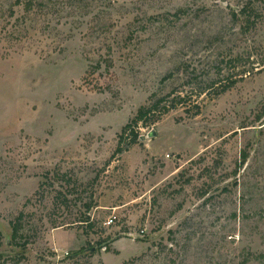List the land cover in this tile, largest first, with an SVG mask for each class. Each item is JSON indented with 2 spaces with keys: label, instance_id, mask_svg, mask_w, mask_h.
Here are the masks:
<instances>
[{
  "label": "rangeland",
  "instance_id": "1",
  "mask_svg": "<svg viewBox=\"0 0 264 264\" xmlns=\"http://www.w3.org/2000/svg\"><path fill=\"white\" fill-rule=\"evenodd\" d=\"M0 264H264V0H0Z\"/></svg>",
  "mask_w": 264,
  "mask_h": 264
},
{
  "label": "trees",
  "instance_id": "2",
  "mask_svg": "<svg viewBox=\"0 0 264 264\" xmlns=\"http://www.w3.org/2000/svg\"><path fill=\"white\" fill-rule=\"evenodd\" d=\"M30 7H31V3L29 2L27 4V8L29 9ZM248 18L249 17L246 18L247 21H249ZM238 61L240 62V59H238ZM235 83H236L235 81H232L227 85L221 86V88L219 89V92L216 95H221L225 93L228 89L233 87ZM168 97L169 96L154 98V100L149 106L140 108L136 116L134 117V119L122 129L121 134L119 136L118 146H121L123 144V141L125 140L124 137L126 136L127 137L129 136V144L136 143L139 140V135L135 133L134 130H132V126L138 125L139 123H144L146 121H149V118L151 117H153L152 122L156 121L157 119H159L163 115L168 114L170 111H172L173 109L177 107L176 105H174L173 102L177 101L178 104H182L183 99H184L180 96H177L176 98L170 100V102H167ZM154 117L156 118L154 119ZM120 149L121 148H118L117 151L119 152ZM245 159L246 157L244 156V161ZM22 218L23 216L20 214L17 220L15 221L13 225L14 234H17V231L20 227V220ZM85 222H87V220H85ZM89 226L92 227L91 224H89Z\"/></svg>",
  "mask_w": 264,
  "mask_h": 264
},
{
  "label": "built area",
  "instance_id": "3",
  "mask_svg": "<svg viewBox=\"0 0 264 264\" xmlns=\"http://www.w3.org/2000/svg\"><path fill=\"white\" fill-rule=\"evenodd\" d=\"M113 221H114L113 219H110L107 224L110 225L113 223Z\"/></svg>",
  "mask_w": 264,
  "mask_h": 264
},
{
  "label": "water",
  "instance_id": "4",
  "mask_svg": "<svg viewBox=\"0 0 264 264\" xmlns=\"http://www.w3.org/2000/svg\"><path fill=\"white\" fill-rule=\"evenodd\" d=\"M141 139H144V137H143V138H141Z\"/></svg>",
  "mask_w": 264,
  "mask_h": 264
}]
</instances>
